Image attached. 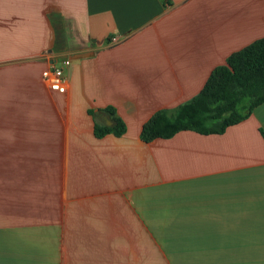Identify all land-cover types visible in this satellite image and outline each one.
<instances>
[{
  "label": "crops",
  "instance_id": "obj_1",
  "mask_svg": "<svg viewBox=\"0 0 264 264\" xmlns=\"http://www.w3.org/2000/svg\"><path fill=\"white\" fill-rule=\"evenodd\" d=\"M260 38L264 0H0V264H264V103L139 139Z\"/></svg>",
  "mask_w": 264,
  "mask_h": 264
},
{
  "label": "trees",
  "instance_id": "obj_2",
  "mask_svg": "<svg viewBox=\"0 0 264 264\" xmlns=\"http://www.w3.org/2000/svg\"><path fill=\"white\" fill-rule=\"evenodd\" d=\"M264 103V38L230 54L225 64L214 68L201 91L173 109L156 111L141 128L139 139L150 143L169 139L182 131L200 135L222 134L228 127L246 120ZM111 127L94 123L96 138L121 137L125 124L113 108L103 110ZM92 115V111L88 112ZM263 138L264 133L261 132Z\"/></svg>",
  "mask_w": 264,
  "mask_h": 264
},
{
  "label": "built area",
  "instance_id": "obj_3",
  "mask_svg": "<svg viewBox=\"0 0 264 264\" xmlns=\"http://www.w3.org/2000/svg\"><path fill=\"white\" fill-rule=\"evenodd\" d=\"M110 41L111 44L117 43L115 38L111 39ZM69 65L70 62L68 60L62 62L63 67H68ZM41 80L50 92H56L62 95L66 94L67 83L61 67H51L45 69L41 73Z\"/></svg>",
  "mask_w": 264,
  "mask_h": 264
},
{
  "label": "water",
  "instance_id": "obj_4",
  "mask_svg": "<svg viewBox=\"0 0 264 264\" xmlns=\"http://www.w3.org/2000/svg\"><path fill=\"white\" fill-rule=\"evenodd\" d=\"M94 115L100 116L99 112H96ZM101 119H102L103 125H105L107 127H110L112 125V123L107 119L106 116H103Z\"/></svg>",
  "mask_w": 264,
  "mask_h": 264
}]
</instances>
